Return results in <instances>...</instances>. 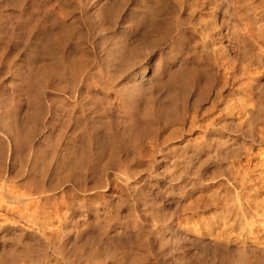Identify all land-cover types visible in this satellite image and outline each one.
<instances>
[{"label": "bare ground", "instance_id": "bare-ground-1", "mask_svg": "<svg viewBox=\"0 0 264 264\" xmlns=\"http://www.w3.org/2000/svg\"><path fill=\"white\" fill-rule=\"evenodd\" d=\"M0 264H264V0H0Z\"/></svg>", "mask_w": 264, "mask_h": 264}]
</instances>
